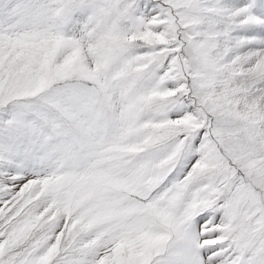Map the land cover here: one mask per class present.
Returning <instances> with one entry per match:
<instances>
[{
    "label": "snow or ice",
    "instance_id": "6c2138e0",
    "mask_svg": "<svg viewBox=\"0 0 264 264\" xmlns=\"http://www.w3.org/2000/svg\"><path fill=\"white\" fill-rule=\"evenodd\" d=\"M0 264H264V0H0Z\"/></svg>",
    "mask_w": 264,
    "mask_h": 264
}]
</instances>
